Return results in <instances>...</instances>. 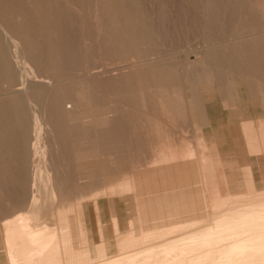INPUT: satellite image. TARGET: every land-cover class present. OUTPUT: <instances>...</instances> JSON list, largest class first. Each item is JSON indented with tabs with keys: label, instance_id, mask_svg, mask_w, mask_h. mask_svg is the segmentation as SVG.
<instances>
[{
	"label": "rangeland",
	"instance_id": "obj_1",
	"mask_svg": "<svg viewBox=\"0 0 264 264\" xmlns=\"http://www.w3.org/2000/svg\"><path fill=\"white\" fill-rule=\"evenodd\" d=\"M263 206L264 0H0V264H264Z\"/></svg>",
	"mask_w": 264,
	"mask_h": 264
},
{
	"label": "bare ground",
	"instance_id": "obj_2",
	"mask_svg": "<svg viewBox=\"0 0 264 264\" xmlns=\"http://www.w3.org/2000/svg\"><path fill=\"white\" fill-rule=\"evenodd\" d=\"M251 209V208H250ZM255 210V209H254ZM257 211H259L260 212V215H259V217H264V206L263 207H260V208H257L256 209ZM243 211V210H242ZM254 213V212H253ZM257 214V213H256ZM255 214V215H256ZM253 215V214H252ZM245 216V215H244ZM256 217V216H255ZM254 217V218H255ZM217 218V217H216ZM214 219V218H213ZM237 219V218H236ZM260 219V218H259ZM23 222V221H22ZM22 222H21V220L19 219V218H16V219H14L13 221H11L9 224H7L6 226H4L5 228V230L6 231H9V233H10V235L13 237V239H14V237L16 238H24L26 241H27V244L29 243H31V241H33V239H34V237L31 235V233H30V229L28 228V227H26L25 225L23 226V224H22ZM226 222V221H225ZM249 223V222H248ZM220 224V223H219ZM77 225V224H76ZM27 226H28V224H27ZM33 230V229H32ZM6 233H8V232H6ZM8 233V234H9ZM197 235V234H196ZM11 237V238H12ZM195 237V236H194ZM8 238H9V236H8ZM178 239V238H177ZM15 240V239H14ZM201 240V239H200ZM202 240H204V239H202ZM16 242H18L17 240H15ZM21 241V240H20ZM16 242H13L14 243V245H15V243ZM23 242V240L21 241V243ZM17 244V243H16ZM19 244H20V242H19ZM27 244H26V246H27ZM196 244V243H195ZM207 244V243H206ZM23 245V244H22ZM22 245H20V247L22 246ZM24 245H25V242H24ZM23 245V246H24ZM33 245V244H32ZM157 246V245H156ZM186 246V245H185ZM17 247V246H16ZM264 247V246H263ZM94 248V247H93ZM128 248V247H127ZM155 248V247H154ZM16 249V248H15ZM56 249V248H55ZM54 249V250H55ZM100 249V248H99ZM20 250H22V249H20ZM53 250V249H52ZM77 250V249H76ZM138 250V249H137ZM148 250V249H147ZM146 250V251H147ZM176 250V249H175ZM174 250V251H175ZM18 251H19V249H18ZM30 251H32V250H30ZM95 251V250H94ZM20 252V251H19ZM47 252V251H46ZM83 252V251H82ZM82 252H81V254H82ZM96 252V251H95ZM128 252V251H127ZM132 252V251H131ZM141 252V251H140ZM118 253V252H117ZM126 253V252H125ZM83 254H85V252H83ZM82 254V255H83ZM119 254V253H118ZM126 254H128V253H126ZM80 255V254H79ZM58 256V255H57ZM24 257V256H23ZM65 257V256H64ZM70 257V256H69ZM68 257V258H69ZM75 257H77V256H74V258ZM78 257H80V256H78ZM82 257V256H81ZM80 257V258H81ZM29 258V257H28ZM80 258H79V260H80ZM261 258V257H260ZM59 259V258H58ZM64 259V258H63ZM81 259H83V257L81 258ZM87 259V258H86ZM124 259V257H122V255H113V256H110V257H108V258H106L105 260H103V261H100V262H95V263H92V264H117V263H119V261H121V260H123ZM172 259V258H171ZM170 259V260H171ZM69 260V259H68ZM71 260V259H70ZM69 260V261H70ZM78 260V261H79ZM84 260V259H83ZM89 260V259H88ZM29 261V260H28ZM72 261H75V259L74 260H72ZM77 261V260H76ZM75 261V262H76ZM82 260H80V262H81ZM263 261V260H262ZM25 262V261H24ZM53 262V261H52ZM67 263H68V261H66ZM71 262V261H70ZM83 262V261H82ZM200 263V262H199ZM29 264V263H28ZM81 264H83V263H81ZM169 264V263H168ZM181 264V263H180Z\"/></svg>",
	"mask_w": 264,
	"mask_h": 264
}]
</instances>
